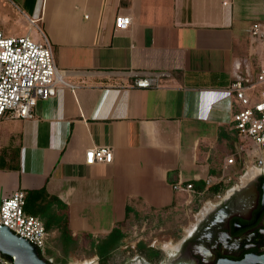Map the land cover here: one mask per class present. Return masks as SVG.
Returning <instances> with one entry per match:
<instances>
[{"label": "crops", "instance_id": "obj_1", "mask_svg": "<svg viewBox=\"0 0 264 264\" xmlns=\"http://www.w3.org/2000/svg\"><path fill=\"white\" fill-rule=\"evenodd\" d=\"M117 15L129 26L116 29ZM255 22H264V0H0V30L38 38L41 28L76 85L39 101L35 118L1 120L0 198L45 189L74 239L99 240L142 212L188 214L214 193L208 187L228 190L216 182L238 175L244 156L227 162L239 142L223 120L237 75L255 78L264 61ZM163 70L171 76L160 87L132 86ZM95 146L111 147L112 162L87 164Z\"/></svg>", "mask_w": 264, "mask_h": 264}, {"label": "built area", "instance_id": "obj_2", "mask_svg": "<svg viewBox=\"0 0 264 264\" xmlns=\"http://www.w3.org/2000/svg\"><path fill=\"white\" fill-rule=\"evenodd\" d=\"M34 23V20H31ZM131 23L128 15H117L115 28L124 29ZM252 33L264 40V22H255ZM171 72L150 71L137 75L132 86L140 88L160 87L163 78ZM66 82L58 69L52 42L47 34L39 28V37L30 33L7 35L0 30V122L3 118L32 119L37 116L39 101L55 95ZM237 102L230 116L223 121L232 123L238 136L237 151L227 159L229 164L236 161V155L244 156V168L264 164V61L255 78L250 75H237L232 83ZM114 158L113 150L108 146L88 148L85 153L87 164L110 163ZM224 174L216 184L229 181ZM207 179V185H212ZM174 188L188 194H204L196 190L193 183L177 182ZM210 187L206 189L208 191ZM226 188L219 186L214 191V199L224 195ZM213 200V199H210ZM27 192L17 189L9 196L0 198V224L8 226L17 235L28 239L40 251L43 257L49 247L50 232L44 221L37 215L27 213Z\"/></svg>", "mask_w": 264, "mask_h": 264}, {"label": "flooded vegetation", "instance_id": "obj_3", "mask_svg": "<svg viewBox=\"0 0 264 264\" xmlns=\"http://www.w3.org/2000/svg\"><path fill=\"white\" fill-rule=\"evenodd\" d=\"M239 179L221 199L210 200L214 193H209L190 213L183 211L186 227L125 264H237L243 259L263 264L264 164L245 169Z\"/></svg>", "mask_w": 264, "mask_h": 264}, {"label": "rangeland", "instance_id": "obj_4", "mask_svg": "<svg viewBox=\"0 0 264 264\" xmlns=\"http://www.w3.org/2000/svg\"><path fill=\"white\" fill-rule=\"evenodd\" d=\"M23 25L22 21L12 22L11 31H21ZM243 171L227 182L228 188L238 183ZM211 199L215 200L214 197ZM182 216L183 211L156 212L151 210L145 213L142 212L131 221L125 222L122 227L125 236L112 252L108 264H125L135 255L145 254V251L139 247L140 243H143L146 247L153 243L156 247H160L167 239L172 237L171 235L187 226V221H183ZM0 257L1 262L10 264L1 254ZM45 258H51L55 264H97L99 261L90 238H77L76 243L66 252L60 240V232L57 230H50L49 247Z\"/></svg>", "mask_w": 264, "mask_h": 264}, {"label": "trees", "instance_id": "obj_5", "mask_svg": "<svg viewBox=\"0 0 264 264\" xmlns=\"http://www.w3.org/2000/svg\"><path fill=\"white\" fill-rule=\"evenodd\" d=\"M217 189L218 186L210 187L211 192L216 191ZM57 207L63 208L64 206L56 197L48 195L45 189L31 190L27 192V203L25 207L26 212L39 216L44 221L47 230L57 228L60 232V240L67 252L68 249L76 243V239H74L71 234L67 216L65 214L57 213ZM128 212H130V209ZM122 227V223L118 224L108 235L100 238L99 240L91 238L92 245L99 258L98 264H108L112 252L118 247L125 236V232ZM139 247L143 251L147 250V247L143 243H140ZM0 254L3 258L8 260L10 264L13 263V259L10 255H6L1 252Z\"/></svg>", "mask_w": 264, "mask_h": 264}, {"label": "water", "instance_id": "obj_6", "mask_svg": "<svg viewBox=\"0 0 264 264\" xmlns=\"http://www.w3.org/2000/svg\"><path fill=\"white\" fill-rule=\"evenodd\" d=\"M0 252L10 255L13 259L12 264H52L41 255L33 243L3 224H0ZM259 260L264 264V255L260 256ZM249 262L248 259H243L237 264H250ZM0 264L4 263L0 261Z\"/></svg>", "mask_w": 264, "mask_h": 264}, {"label": "bare ground", "instance_id": "obj_7", "mask_svg": "<svg viewBox=\"0 0 264 264\" xmlns=\"http://www.w3.org/2000/svg\"><path fill=\"white\" fill-rule=\"evenodd\" d=\"M87 264V263H86Z\"/></svg>", "mask_w": 264, "mask_h": 264}]
</instances>
